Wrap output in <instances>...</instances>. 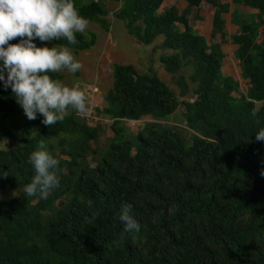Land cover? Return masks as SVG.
Segmentation results:
<instances>
[{
    "label": "trees",
    "instance_id": "16d2710c",
    "mask_svg": "<svg viewBox=\"0 0 264 264\" xmlns=\"http://www.w3.org/2000/svg\"><path fill=\"white\" fill-rule=\"evenodd\" d=\"M106 2H121L116 18L142 44L163 37L161 47L171 53L159 61L176 75L180 96L191 94V100H179L151 69L139 73L133 65L113 64L106 106L91 109L112 124L110 143L98 152L90 144L100 125L90 126L75 111L31 134L11 89L0 82V143L16 142L0 148V194L22 188L0 199V264H264V142L255 139L264 127V0H232L257 13L244 20L233 15L239 29L230 40L222 17L229 8L220 0H186L182 12L173 6L158 12L163 0H74L80 15L105 31ZM193 6L213 8L210 37L219 34L220 43L237 46L246 93L221 72L220 45L192 32L187 15ZM76 36V45L34 43L81 52L96 40L91 32ZM183 67L191 69L192 86L178 74ZM181 105L188 139L157 122ZM143 117L153 122L134 135L122 123ZM42 120L37 114L32 121ZM40 140L53 156L56 145L65 157L58 159L60 187L46 198L23 191ZM87 155L98 156L94 166L84 162ZM125 202L133 205L138 232L124 231L119 220Z\"/></svg>",
    "mask_w": 264,
    "mask_h": 264
},
{
    "label": "clouds",
    "instance_id": "9594fccd",
    "mask_svg": "<svg viewBox=\"0 0 264 264\" xmlns=\"http://www.w3.org/2000/svg\"><path fill=\"white\" fill-rule=\"evenodd\" d=\"M88 25L89 20L80 15L74 0H0V82L5 89H11L29 121L36 120L39 114L45 126H54L70 110L80 116L91 111L78 83L68 86L50 75L64 71L74 75L81 69L73 50L64 44L37 47L34 43L37 39L42 43L66 40L67 45H76V34L84 33ZM18 37L19 43L9 44ZM251 115L255 117L257 112ZM255 139L264 142V127L255 133ZM28 162L34 175L23 187L27 196L46 198L60 187L59 160L47 150L44 140L39 141ZM132 211L133 205L127 202L119 209V220L126 232L140 230Z\"/></svg>",
    "mask_w": 264,
    "mask_h": 264
},
{
    "label": "rangeland",
    "instance_id": "374dc122",
    "mask_svg": "<svg viewBox=\"0 0 264 264\" xmlns=\"http://www.w3.org/2000/svg\"><path fill=\"white\" fill-rule=\"evenodd\" d=\"M222 1L225 0H220V2L224 4ZM168 2V0L163 2L158 9V12H161L162 10L167 9L171 6L176 8V6L174 5L176 3H171L168 5ZM179 3L181 2L179 1ZM179 3L177 5L178 8ZM232 5L233 4H231V6ZM105 6L108 10V15L106 17L107 21L109 22L108 30L105 31L98 24L89 22L88 28L83 34L86 35L88 32L95 34L96 40L94 45L91 48L81 52H76L73 50L75 58L81 63L82 67L78 71L77 75L70 74L67 71L57 73L59 75V79L68 86H72L78 83L87 96L89 108L100 109L106 106L104 97L112 87L113 64H130L133 65L139 73L148 72L149 69L153 70L159 76V78L175 92L179 100H191V94H188L184 97L180 96V88L174 80V77H176V75L173 76L167 73L163 69L162 64L159 61V58L162 55H168L171 53V51L161 47L163 37H157L149 45L142 44L127 31L125 22L119 18H116L115 14L122 7L121 2H106ZM238 7L240 8V12H251V10L248 7L243 6V4L239 5ZM196 12V15L193 13L190 14V12H188L187 15L189 27L191 28L192 32L194 34L197 33L203 36L207 44L220 43L219 34H216L213 38L210 37L209 34L212 30V24L210 26L209 23L211 22L213 17V8H208V10L197 9ZM225 17L226 21L228 22L230 18L229 15L226 14ZM224 30L227 34L226 39H229L230 37H228V34H233L235 29L233 26H229V28L225 29L224 24ZM233 49L234 46L232 43L224 45L223 50L226 53L227 57H225L224 60L222 58L221 72L225 76H230L234 80H237L239 82V91L241 93H246L247 80H243L240 77L239 62L233 56ZM190 72V67H183L178 74L185 77V80L189 83L188 77ZM189 85L192 86L191 83H189ZM183 113L184 108L181 105L180 107H178L175 113L166 117L164 120H160L157 122L162 126L176 128L179 134L188 139L189 130L185 127ZM85 117L87 118V122L90 126H94L96 124L100 125L98 137L95 141L91 142L90 147L92 149L98 150V152L107 149L112 137V124H110L111 119L107 118V116L97 114V112L94 111H90ZM150 122H153L150 117H143L138 122L127 120L122 121L124 127L132 135H134L138 131V129L144 127L146 123ZM21 123L24 125L23 127L27 128L30 131L31 134L36 133L44 125L41 121L31 122L27 118H22ZM102 124L105 125L101 126ZM5 141H7V143ZM14 145H16L15 141L4 140L0 143V148L8 149ZM53 153L56 159L65 158L64 156H60L59 147H57L56 145L54 147ZM97 158V155H87V158L84 162L92 167L94 166ZM21 191V187H16L13 190H6L2 194H0V199L17 196Z\"/></svg>",
    "mask_w": 264,
    "mask_h": 264
},
{
    "label": "crops",
    "instance_id": "0c3cea01",
    "mask_svg": "<svg viewBox=\"0 0 264 264\" xmlns=\"http://www.w3.org/2000/svg\"><path fill=\"white\" fill-rule=\"evenodd\" d=\"M165 1H167V0H163V2H165ZM169 2H168V5L169 4H171V3H176V4H174L175 6H176V8H177V10L179 11V9H180V11L179 12H181L182 10L184 11V10H187V3H186V0H179L181 3H179V1H177V0H168ZM176 1V2H175ZM224 4H226L227 6H228V8H229V11L227 12V13H225V14H223V18H224V24H225V29H227V28H229V26H233L234 27V32H233V34H235V33H237L238 32V29H239V26H238V23L237 22H235L234 21V19H233V15H237V17H240L239 19H245V15L246 14H256L257 13V11L256 10H252V9H250L251 10V12H243V11H241L240 12V8L238 7L239 5H235L234 3H232V0H225V1H222ZM178 3H179V8H178ZM165 4V3H164ZM231 4H233L232 6H234V7H232L231 6ZM240 5H242V4H240ZM244 6V5H243ZM246 7V6H245ZM196 8L193 6V7H191L190 9H189V12H190V14L191 13H193V14H195L196 15ZM226 14H228L229 15V20H228V22L226 21V17H225V15ZM194 15V16H195ZM210 24V26H211V24H212V20H211V22L209 23ZM199 26V25H198ZM210 26H209V30H210ZM204 30V29H203ZM210 34V33H209ZM233 34H228V37H230L231 35H233ZM229 40V39H228ZM230 43V41H228V43H224V44H221V43H218L219 45H220V48H221V50H222V52H223V54H224V57H223V60H224V58L225 57H227V55H226V53L224 52V50H223V47H224V45H228ZM231 44V43H230ZM223 46V47H222ZM234 46V49H233V56H234V51H235V49L237 48V46L236 45H233ZM238 61V60H237Z\"/></svg>",
    "mask_w": 264,
    "mask_h": 264
}]
</instances>
